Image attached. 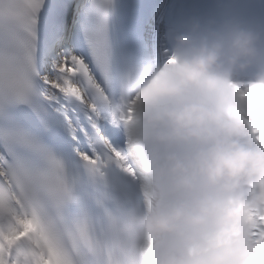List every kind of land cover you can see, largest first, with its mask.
Returning a JSON list of instances; mask_svg holds the SVG:
<instances>
[{
    "label": "clouds",
    "instance_id": "clouds-1",
    "mask_svg": "<svg viewBox=\"0 0 264 264\" xmlns=\"http://www.w3.org/2000/svg\"><path fill=\"white\" fill-rule=\"evenodd\" d=\"M234 5L180 19L122 83L136 192L82 233L89 264H264V22Z\"/></svg>",
    "mask_w": 264,
    "mask_h": 264
},
{
    "label": "snow or ice",
    "instance_id": "snow-or-ice-1",
    "mask_svg": "<svg viewBox=\"0 0 264 264\" xmlns=\"http://www.w3.org/2000/svg\"><path fill=\"white\" fill-rule=\"evenodd\" d=\"M130 6L0 0V264H89L82 233L135 195L121 85L167 44Z\"/></svg>",
    "mask_w": 264,
    "mask_h": 264
}]
</instances>
